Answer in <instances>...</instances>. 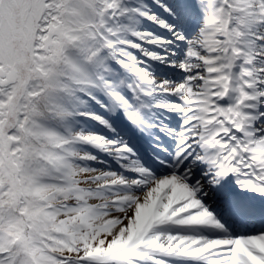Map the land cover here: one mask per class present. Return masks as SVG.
<instances>
[{
  "label": "snow or ice",
  "instance_id": "1",
  "mask_svg": "<svg viewBox=\"0 0 264 264\" xmlns=\"http://www.w3.org/2000/svg\"><path fill=\"white\" fill-rule=\"evenodd\" d=\"M0 264H264V0H0Z\"/></svg>",
  "mask_w": 264,
  "mask_h": 264
}]
</instances>
